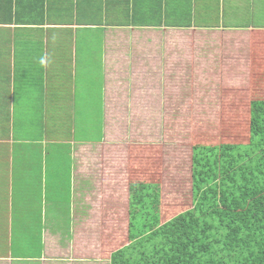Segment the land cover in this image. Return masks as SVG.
Listing matches in <instances>:
<instances>
[{
	"label": "crops",
	"instance_id": "1",
	"mask_svg": "<svg viewBox=\"0 0 264 264\" xmlns=\"http://www.w3.org/2000/svg\"><path fill=\"white\" fill-rule=\"evenodd\" d=\"M45 1L44 14L39 0L0 9V264H109L103 225L121 207L100 154L112 55L164 30L250 39L264 22L162 28L149 18L183 1L220 15L260 9L264 19V0Z\"/></svg>",
	"mask_w": 264,
	"mask_h": 264
},
{
	"label": "trees",
	"instance_id": "2",
	"mask_svg": "<svg viewBox=\"0 0 264 264\" xmlns=\"http://www.w3.org/2000/svg\"><path fill=\"white\" fill-rule=\"evenodd\" d=\"M45 2L39 0L42 14ZM19 7L20 0L0 4L10 15ZM165 17L164 12L154 13L157 27L190 28L167 24ZM229 62L224 63L222 75L234 70ZM248 68L244 88L225 86L222 91L218 119L208 124L217 132L198 131L191 136L190 200L165 208L161 157L147 149L131 160L128 199L124 212L120 208L103 225L101 260L109 264H264V31L251 35ZM164 76L182 96L189 95L188 81L172 82L186 80L181 70L170 68ZM244 92H249L250 103ZM198 104L202 106V101ZM165 113L169 123L181 126L176 124L181 111ZM136 147L132 152L139 150Z\"/></svg>",
	"mask_w": 264,
	"mask_h": 264
},
{
	"label": "rangeland",
	"instance_id": "3",
	"mask_svg": "<svg viewBox=\"0 0 264 264\" xmlns=\"http://www.w3.org/2000/svg\"><path fill=\"white\" fill-rule=\"evenodd\" d=\"M169 7L171 8L168 9L165 20L170 25H221L240 28L264 22L258 14L260 9L251 12L256 15L241 13L242 15L233 16L230 15L233 9L227 10L228 14L220 15L215 8L193 10L187 5L185 7L183 1L177 3V6ZM149 20L156 23L158 19L150 17ZM139 37L143 39H138ZM136 39L134 43L122 41L121 47L118 46L115 50V57L112 55L111 65H108L101 164L103 168H110L109 178L117 188L113 194L118 197L120 208H123L126 205L125 200L128 199L130 181L132 182L131 160L151 149L153 154L161 157V170H164L162 191L164 207L181 206L180 202L190 200L193 145L191 136L194 132L206 130L215 134L217 131L212 130L213 126L208 124L214 125L215 118L218 119L225 86H235V90H238L247 85L245 81L250 65L251 38L246 39V36L240 33L228 36L164 30L136 36ZM99 51L102 52L101 49ZM226 62L231 63L234 70L222 75ZM170 68L174 69V72L182 71V76L186 80L172 82L188 81L189 97L184 94L182 96L181 91L172 88L171 81L165 80L164 75ZM192 75L193 79H190ZM244 95L246 103H250L249 92H244ZM199 101H202V106H198ZM172 110L181 111V119L176 123L181 126L174 127L168 122L169 118L167 121L165 112ZM193 111L199 115L191 113ZM169 125L172 128H169ZM136 145L139 150L132 152V147ZM66 150L67 147L65 152ZM84 159V157L79 159L82 165ZM189 204L190 202L182 203V207L185 208ZM97 226L99 225L94 227ZM99 245L98 242L97 247ZM85 260L88 261L83 264H107L100 261L93 263L94 259L91 258Z\"/></svg>",
	"mask_w": 264,
	"mask_h": 264
}]
</instances>
